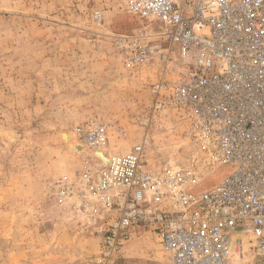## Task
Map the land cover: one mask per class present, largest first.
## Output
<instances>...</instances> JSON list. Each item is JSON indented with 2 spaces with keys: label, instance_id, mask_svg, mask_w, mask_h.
I'll return each mask as SVG.
<instances>
[{
  "label": "built area",
  "instance_id": "obj_1",
  "mask_svg": "<svg viewBox=\"0 0 264 264\" xmlns=\"http://www.w3.org/2000/svg\"><path fill=\"white\" fill-rule=\"evenodd\" d=\"M121 1L140 24L113 46L125 67L151 71V115L182 124L186 160L150 164L146 135L112 152V124L93 116L73 127L93 164L53 184L57 202L98 224L95 264L140 230L171 264H264V0ZM218 165L234 167L192 189Z\"/></svg>",
  "mask_w": 264,
  "mask_h": 264
},
{
  "label": "rangeland",
  "instance_id": "obj_2",
  "mask_svg": "<svg viewBox=\"0 0 264 264\" xmlns=\"http://www.w3.org/2000/svg\"><path fill=\"white\" fill-rule=\"evenodd\" d=\"M139 24L121 0H0V264L99 257L98 224L69 202L59 205L53 187L93 164L73 135L76 124L106 118L112 152L146 135L150 164L185 163L182 124L171 113L151 115V71L125 67L112 43ZM233 167L218 165L192 189L213 186ZM107 264L171 263L157 236L140 230Z\"/></svg>",
  "mask_w": 264,
  "mask_h": 264
},
{
  "label": "bare ground",
  "instance_id": "obj_3",
  "mask_svg": "<svg viewBox=\"0 0 264 264\" xmlns=\"http://www.w3.org/2000/svg\"><path fill=\"white\" fill-rule=\"evenodd\" d=\"M64 139L66 141V143L70 146L71 150H80L79 149V144H77L74 140V137L71 136L69 133H64ZM97 155H99L100 157H102L103 159H105L106 161H108V157L105 154V152L103 151H98Z\"/></svg>",
  "mask_w": 264,
  "mask_h": 264
}]
</instances>
